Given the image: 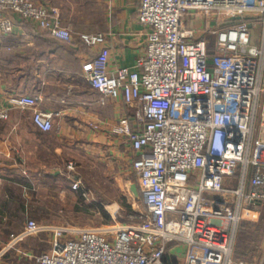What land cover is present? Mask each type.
<instances>
[{"label":"built area","instance_id":"built-area-1","mask_svg":"<svg viewBox=\"0 0 264 264\" xmlns=\"http://www.w3.org/2000/svg\"><path fill=\"white\" fill-rule=\"evenodd\" d=\"M10 13L59 41L73 40L55 10L31 0H0L1 34L13 32ZM251 14L256 22L248 23ZM188 17L216 22L214 55L209 40L194 39ZM139 23L148 30L146 51L130 68L108 67L105 35L80 38L101 47L82 68L101 104L121 99L136 110V127L122 118L114 133L130 144L146 213L138 223L102 228L29 220L10 235L0 260L14 250L36 264H234L242 205L264 203V0H141ZM257 28L260 46L253 44ZM40 101L16 95L10 104L31 110L34 127L50 133L54 114L40 110ZM8 118L9 109L0 110V120ZM249 166L254 173L245 194ZM239 170L240 189L225 190L224 181ZM81 185L76 180L72 188ZM41 234L51 236L39 255L21 246Z\"/></svg>","mask_w":264,"mask_h":264},{"label":"crops","instance_id":"crops-1","mask_svg":"<svg viewBox=\"0 0 264 264\" xmlns=\"http://www.w3.org/2000/svg\"><path fill=\"white\" fill-rule=\"evenodd\" d=\"M31 1L55 10L63 25L72 29L73 40L71 43L59 41L12 13L9 16L14 24L13 32L6 35L0 33V110L9 109L8 120H0V253L9 242L4 239V225L21 206L25 209V217L18 222V227L23 230L30 220L26 218V200L35 199L38 194L41 196L46 176L58 173L49 168L72 161H98L121 174L130 175L138 187L131 168L135 157L130 144L123 136L114 133L122 118H128L133 129L136 127V110L126 106L121 99H109L106 104H101V95L88 85L82 70L85 62L95 58L101 47L89 48L80 36L105 35L106 46L110 50L108 67H133L146 51L148 30L139 23L141 0ZM255 16L249 15L248 23L256 22L253 20ZM186 20L188 28L194 31V39L204 37L209 40L210 46L213 38V47L210 46L209 50H213L214 55L216 22L213 18L202 21L188 17ZM254 39L253 44L256 45ZM16 95L39 97V109L54 114L53 131L40 132L32 123L31 110L13 107L10 100ZM26 167H35L39 169L40 176H45L40 177L37 188L24 184L26 179L30 180ZM253 173V168L249 166L243 183L245 194L250 191ZM76 180L81 181L75 176L70 186L61 189L62 198L67 193L78 192L72 188ZM223 186L225 190H239L241 171L226 179ZM30 191H33L32 197ZM208 197L221 199L220 196ZM144 205L146 207L145 202ZM240 213L242 219L239 225L248 224L254 230L264 218V203L256 206L243 204ZM36 222L45 224L42 219L36 218ZM46 225L51 228H80ZM50 236L41 234L31 237L21 246L39 255L48 249ZM14 252L9 250L3 258H11Z\"/></svg>","mask_w":264,"mask_h":264},{"label":"rangeland","instance_id":"rangeland-1","mask_svg":"<svg viewBox=\"0 0 264 264\" xmlns=\"http://www.w3.org/2000/svg\"><path fill=\"white\" fill-rule=\"evenodd\" d=\"M77 26L81 27L79 24ZM252 33L255 37L254 43L260 45L259 30L255 29ZM211 41L210 46L213 47V38ZM72 164L71 169H69L70 163L49 168L50 170H57L58 173L57 175L46 176L42 184V197L38 194L39 197L26 200L27 219L36 221L37 218L49 225H72L80 228L112 227L121 224H135L141 221L138 219L140 216L138 214H145L146 207L143 200L135 198L132 193L131 184H136V181L134 182L130 175L121 174L116 169L98 161H72ZM38 170L35 167L25 168L26 175L31 180L32 189L40 185V177H45L44 175L40 176ZM75 176L81 179V190L77 193H67L62 198L61 189L70 186L71 180ZM30 193L32 197L33 191ZM77 205L79 208H76ZM36 211L39 213L37 214ZM259 224H261L259 227L251 231L257 238L251 245V248L255 250L250 252L251 254L240 257L237 255L236 249L235 256L232 255L234 264H264V246L262 245L264 241V218ZM243 252L244 249H238V253L242 254ZM13 256L9 259L2 258L0 264H31L30 262H35L19 259L20 257L15 252ZM171 261L178 264L184 262L179 259H172Z\"/></svg>","mask_w":264,"mask_h":264},{"label":"trees","instance_id":"trees-1","mask_svg":"<svg viewBox=\"0 0 264 264\" xmlns=\"http://www.w3.org/2000/svg\"><path fill=\"white\" fill-rule=\"evenodd\" d=\"M212 52L213 50H210L211 55H212ZM24 184L27 187L32 186V183L29 179H26L24 181ZM128 209L131 210V208L129 207ZM24 217H25V209L24 207H21V206L16 210V212L13 215L11 214L9 222L6 225H4V228H3L5 241H9L11 234H17L21 232V229H19L18 227V222H21V220ZM260 225L261 224L257 225V227H259ZM251 231H253V229L248 224L241 223L238 226L237 235L235 239L236 242H235L234 252H233L234 256L236 254L235 253L236 249H237V255H239L240 257L245 256V254H251L250 252H253L255 250L254 248H251V245L253 244V241L256 240L257 238L253 235ZM238 249H244V252L242 254L238 253ZM30 263L36 264V262H30Z\"/></svg>","mask_w":264,"mask_h":264},{"label":"water","instance_id":"water-1","mask_svg":"<svg viewBox=\"0 0 264 264\" xmlns=\"http://www.w3.org/2000/svg\"><path fill=\"white\" fill-rule=\"evenodd\" d=\"M131 191L134 194L135 198H137V199L140 198V193H139V190H138V187L136 184L131 185Z\"/></svg>","mask_w":264,"mask_h":264}]
</instances>
